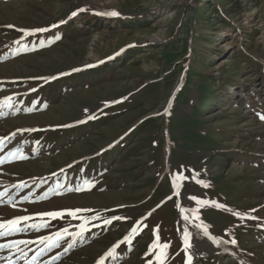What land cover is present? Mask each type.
<instances>
[{"label":"rangeland","instance_id":"rangeland-1","mask_svg":"<svg viewBox=\"0 0 264 264\" xmlns=\"http://www.w3.org/2000/svg\"><path fill=\"white\" fill-rule=\"evenodd\" d=\"M105 10L120 15L94 14ZM36 28L49 30L18 31ZM0 104L11 105L0 107V138L11 137L0 157L17 148L27 157L0 164V221L90 210L0 237L88 229L66 254L72 236L35 261L38 243L19 246L23 259L0 251L12 264H97L138 221L104 264H157V228L164 264H264V0H0ZM178 173L188 179L177 189ZM77 186L86 190L68 191ZM193 197L225 208H202L197 220ZM113 216L126 219L103 223Z\"/></svg>","mask_w":264,"mask_h":264},{"label":"snow or ice","instance_id":"snow-or-ice-1","mask_svg":"<svg viewBox=\"0 0 264 264\" xmlns=\"http://www.w3.org/2000/svg\"><path fill=\"white\" fill-rule=\"evenodd\" d=\"M79 11H85V9H80ZM94 14L97 15H106V16H118L120 15L119 12L112 10V11H99L96 12ZM72 16H76L77 12H73L71 14ZM61 23H65L64 21H61ZM8 27H15L14 25H9ZM52 27H57V25H53ZM49 29H45V28H36V29H18V31H21L23 33L24 37L27 36H31V35H35L36 33H43L48 31ZM56 39H60L59 36H56ZM16 44H19L20 41L17 40L15 41ZM45 41L44 40H40L39 44L37 45V47H44L45 46ZM24 50H28V49H24ZM18 50H16V52H18ZM16 52H14L13 54H16ZM88 67H92V65H89ZM73 71H79V69H73ZM61 75H66V73H62ZM46 81L47 80H51V79H56V77H49V78H43ZM36 89H30V91H35ZM6 101H10L11 98L10 97H6L5 98ZM3 106H8L10 107V104L4 105V104H0V107ZM32 108H28L25 109V111H32ZM4 113L0 112V115H3ZM94 116H89L88 119H94ZM264 118V117H262ZM85 121H79V123H83ZM68 125H64L62 127H67ZM18 131H37V129H24V130H18ZM15 136V133L12 134V137ZM9 138H0V146H2L5 142L6 139H10ZM27 157L24 156L21 152V150L19 148L17 149H13L12 151L7 153L6 157H0V164L6 162V160H11V159H26ZM188 179V177H185L183 175V173H178L173 177V186L174 188H179L180 183L184 180ZM192 180H194L196 183L201 184L204 187H207L208 185L202 181L198 179V174H194L191 177ZM84 185L85 186H91V182L88 180L84 181ZM25 185L23 184V182L19 185H13V187H17V188H22ZM82 190H86L85 188H82L81 186H77L75 188H69L68 191H82ZM177 195L179 194L178 192L176 193ZM5 195V192H0V197H3ZM47 198V194L45 193L42 196L37 197V200L40 199H45ZM24 200H28L29 197H23ZM192 199H194L196 201L197 207L194 209H190L189 211L192 214V217L199 220V212L200 209L202 208H219V209H224L225 205L218 203L215 200H208V199H197L196 197H193ZM9 203H12V206L15 207V202L13 201V199L10 197L9 198ZM179 207V205H178ZM82 211H90L88 209H75V210H65V211H58V212H45V213H37L35 214V217H39V223H32V224H27L26 222L29 220H33L35 217L33 216H18L15 217L11 220H6V221H0V237H7V236H11L14 235L16 233H20V232H25L27 230H33V231H37L39 232L41 229L43 228H48L50 227V220L53 219H57V218H63L65 216V214L67 216H70L72 218H77V214L82 212ZM184 209H181V212H183ZM233 215L239 217L241 220H243L245 218V214H242L240 212L237 211H233L232 213ZM48 217L49 220H45L44 218ZM251 218V217H249ZM90 219H99V216H93ZM120 219H126L123 217H118V216H113L111 217V219H107L104 220V224L108 225L111 224L113 220H120ZM184 220L188 221L189 220V216L185 215L184 216ZM140 222L138 221L136 225L133 226V228L130 230L129 234L127 236H125L124 240L120 241L117 245H114L111 249L108 250V252L105 253L104 256L100 257L99 260L97 261V264H104V261L108 258H111L112 260H116L117 256H116V248L119 247V244L122 243H127V244H131L132 239L134 238L135 235L139 234V231L141 230L140 227ZM80 227V231H77L75 233H69L68 228H63L59 231H56L54 233H52L51 235L48 236H41L38 238L37 241H33V240H15V241H8L6 243L0 244V251H4V250H12V249H17L20 252L19 255V259H23L26 256V253L23 251V249H20L19 246L20 245H30L33 243H38L43 245V247H41L39 249V251L36 253L35 256L32 257V261L37 260V258L41 255H43L46 251L51 250L54 247H59L60 243L65 239L66 236H72V240L68 243V246L64 249V253L66 254L68 252L69 249L73 248L76 243L77 240H79L80 242H83L85 237H84V232L87 231V227L85 224H82L79 226ZM197 229H200L202 231V234L206 237H208L209 239H212L214 243H221L222 241L217 240L214 237L209 236L208 233V226L206 224H203V222L199 223L196 225ZM154 236L156 237L155 240L153 241V244L150 245V254L153 250V248H157L159 249L158 252L155 253V258L157 261V264H164V262L167 260V249L169 247V245L167 243H161L160 242V238L158 235V228L154 229ZM199 234V233H198ZM193 234L190 233L187 229H185L184 231V235H183V240H184V244H185V250H187L188 248H192L194 247V245L191 243V239H192ZM231 243L235 244L236 241L233 239L231 241ZM53 260L59 259V256H54L52 257ZM9 264H12L11 259H9ZM148 264H152V261H148ZM186 264H191V257L188 258Z\"/></svg>","mask_w":264,"mask_h":264},{"label":"bare ground","instance_id":"bare-ground-1","mask_svg":"<svg viewBox=\"0 0 264 264\" xmlns=\"http://www.w3.org/2000/svg\"><path fill=\"white\" fill-rule=\"evenodd\" d=\"M232 43H233L232 40L226 42V44H232ZM166 159L168 160V155H166ZM9 259H11L12 262L14 261V258L10 256L8 253L0 254V264H9Z\"/></svg>","mask_w":264,"mask_h":264}]
</instances>
